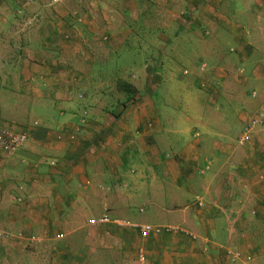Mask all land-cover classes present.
Wrapping results in <instances>:
<instances>
[{"label":"crops","instance_id":"crops-1","mask_svg":"<svg viewBox=\"0 0 264 264\" xmlns=\"http://www.w3.org/2000/svg\"><path fill=\"white\" fill-rule=\"evenodd\" d=\"M199 61L202 92L162 116L158 71ZM263 109L264 0H0V131L27 135L0 150V264H264V126L242 140ZM136 202L177 233L81 223Z\"/></svg>","mask_w":264,"mask_h":264},{"label":"rangeland","instance_id":"rangeland-1","mask_svg":"<svg viewBox=\"0 0 264 264\" xmlns=\"http://www.w3.org/2000/svg\"><path fill=\"white\" fill-rule=\"evenodd\" d=\"M176 48L182 54L186 53L185 57L188 55H192V53L189 52L187 49H185L181 44H176ZM126 57H128V56L126 55ZM186 59H190V58H186ZM130 61H131V59H130ZM171 62H172V60L170 59L169 60L170 65H171ZM204 63L206 64L207 70H208V65L205 61H199L196 64H194L193 66L185 65V64L180 65L181 62H176V67L179 69V71H176V76L181 81L171 82L172 79H175V75L173 73H170L167 71L165 73V77H163V75L158 71L157 76L155 75L158 83L156 85H154L155 89L157 90L156 99L154 101L156 111L160 112V114L162 116L169 114L172 111L176 112L177 115L186 114V107L180 106V104L182 105L185 103L186 97L190 92H192V93H191V96L189 97V99L193 96L194 92H196V93L202 92L196 86L200 85V83L202 81L199 79L202 77V75H204V73L207 72V70L204 66ZM173 65H175V63ZM122 77L126 80L132 79L134 81L137 80L136 78L142 77V81L145 80V76L139 75V77H138V74L134 71V69L131 71V73L130 72L123 73ZM197 81L199 83H197ZM195 84H196V86H195ZM166 103L171 104L175 107L167 105ZM177 104H178V106H177ZM216 107L220 108V111L216 115H218L220 118H222L224 120L226 117V122L228 123V125H227L228 127H226L227 132L225 134L224 139H226L225 141L230 140L229 142L233 146H235V144L238 142V137L242 131V129H241L242 127L239 126L237 119H236L237 106L233 107L231 105L223 104V102H219L213 106V109L215 110ZM238 113H240V110L237 112V114ZM12 129H15V128L9 127L8 130H12ZM141 205H142V202L133 203L132 209L135 211H132L130 213V215H126L124 213L122 215H119V214L114 215L113 213H111L108 210H104V212H102V214L108 213L109 215L115 216V218H118L124 222L129 223V224L135 223V224H145V225H149V226L155 225V223H154L155 220H154V217L152 216L153 210L145 209ZM138 207H140V208H138ZM140 209H141V211L143 209L142 213L139 211ZM100 216L98 215V217H100ZM98 217L95 218V215L86 216V217H84V220L81 221V223L85 224L87 227H89L88 222L90 220L98 219ZM36 236H38V235H36ZM59 236H60V238H63V235H59Z\"/></svg>","mask_w":264,"mask_h":264},{"label":"built area","instance_id":"built-area-1","mask_svg":"<svg viewBox=\"0 0 264 264\" xmlns=\"http://www.w3.org/2000/svg\"><path fill=\"white\" fill-rule=\"evenodd\" d=\"M77 1V0H76ZM255 94H253L254 96ZM264 126V109L262 115L259 117L248 119L247 125L244 128L243 141H248L250 132L256 127ZM27 141V135L24 131H14V130H1L0 131V150H2L6 155H11L23 147ZM89 227H99V226H112L117 229H133L137 230L141 239H147L150 235H159L162 232L165 233H177V229L171 227H159V226H149V225H135L124 222L118 218H112L108 216L107 213H103L98 219L90 220L88 222ZM4 235L0 233V238ZM37 237H30L28 239V244H33L38 242ZM240 253H234L233 257L235 259L240 258ZM138 264H146L147 258L146 253L143 248H139L136 254Z\"/></svg>","mask_w":264,"mask_h":264},{"label":"trees","instance_id":"trees-1","mask_svg":"<svg viewBox=\"0 0 264 264\" xmlns=\"http://www.w3.org/2000/svg\"><path fill=\"white\" fill-rule=\"evenodd\" d=\"M120 86L123 87L124 92L127 93L129 96H131L133 94V91L131 90L130 84L125 82V83H122V85H120ZM8 129H9V127H8Z\"/></svg>","mask_w":264,"mask_h":264}]
</instances>
